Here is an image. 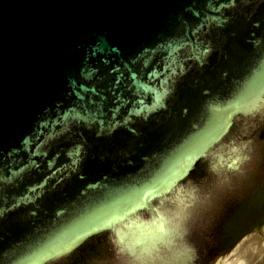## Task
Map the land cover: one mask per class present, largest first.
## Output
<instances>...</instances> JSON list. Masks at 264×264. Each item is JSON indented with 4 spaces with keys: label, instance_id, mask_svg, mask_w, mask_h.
Returning <instances> with one entry per match:
<instances>
[{
    "label": "water",
    "instance_id": "water-1",
    "mask_svg": "<svg viewBox=\"0 0 264 264\" xmlns=\"http://www.w3.org/2000/svg\"><path fill=\"white\" fill-rule=\"evenodd\" d=\"M261 27L264 0H0V264H264Z\"/></svg>",
    "mask_w": 264,
    "mask_h": 264
},
{
    "label": "flooded vegetation",
    "instance_id": "flooded-vegetation-1",
    "mask_svg": "<svg viewBox=\"0 0 264 264\" xmlns=\"http://www.w3.org/2000/svg\"><path fill=\"white\" fill-rule=\"evenodd\" d=\"M252 34H256V37H255V41H256V43H258L259 45V47H260V45H261V42H263L264 43V27H261L260 28V30L259 29H257V31H256V33H255V31H253L252 33H250V35H252ZM251 41H253V38H251ZM252 44H254L253 42H252ZM153 123H154V127H156L157 125H158V127L160 126V124L158 123H155L154 121L153 122H150L149 124H147V126H151V125H153ZM146 126V125H145ZM141 142H144L143 140L141 141ZM140 144V143H139ZM128 149L126 150V153H124V156L123 157H118V156H116V157H118V159L119 158H123V161H120V162H118V164H123V165H128V164H130V163H132V161L133 160H131V159H129L128 157L129 156H132L134 153H135V146L134 145H132V146H130V147H127ZM112 151H111V153L110 152H108L107 153V155H105L103 158H104V160L106 161L107 160V158H111V160H112ZM101 157H102V155H101ZM132 167V166H131ZM142 166H140V168H141ZM202 168L203 167H201V170H202Z\"/></svg>",
    "mask_w": 264,
    "mask_h": 264
}]
</instances>
